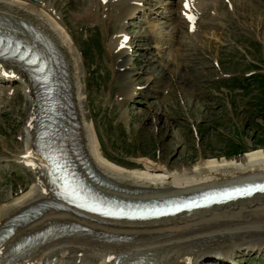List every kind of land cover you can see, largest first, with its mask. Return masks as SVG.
I'll return each instance as SVG.
<instances>
[{"label": "rangeland", "instance_id": "374dc122", "mask_svg": "<svg viewBox=\"0 0 264 264\" xmlns=\"http://www.w3.org/2000/svg\"><path fill=\"white\" fill-rule=\"evenodd\" d=\"M11 1L50 18L71 40L77 106L108 159L130 168L145 156L177 169L200 153L228 157L264 147V0H208L196 35L182 22L180 0H144L135 17L120 19L99 0H0ZM121 31L127 35L118 54L108 41ZM120 72L133 73L134 96L119 98ZM10 86L12 95L0 98V204L34 179L9 158L24 146L29 116L28 95ZM254 256L236 262L264 264V251Z\"/></svg>", "mask_w": 264, "mask_h": 264}, {"label": "bare ground", "instance_id": "6f19581e", "mask_svg": "<svg viewBox=\"0 0 264 264\" xmlns=\"http://www.w3.org/2000/svg\"><path fill=\"white\" fill-rule=\"evenodd\" d=\"M101 1L109 4L115 18L120 19L135 17L144 0H99ZM173 1L168 0L169 3ZM207 1L180 0V6L178 5L183 15L182 22L187 27L191 26L190 31L194 35L202 28L197 24V19L206 14L203 10ZM226 1L229 3L237 0ZM33 10L32 7H22L13 1L0 2V23L8 25H0V28L6 32L12 31L26 42H30L32 31H38L57 49L63 62L58 63L56 78L62 79L60 71L65 65L71 82L70 102L79 125V143L88 161V164H83L86 168H92L99 179L105 181L103 185H97L101 191L118 198L147 201L184 197L209 188L264 179V147L261 146L248 148L240 155L228 157H203L200 153L190 167L183 165L177 169L151 162L145 156L138 158L142 166L132 165L130 168L108 159L101 150L93 123L82 120L83 116L77 106L81 101L76 76L78 59L71 40L53 20L33 13ZM232 12L238 14L233 7ZM126 35L125 31H121L111 37L108 41L109 49H114L118 54L124 52ZM133 43L135 44V40ZM124 59L122 56L118 62V71L122 69ZM130 70L133 68L130 67ZM15 71L0 69L2 82L9 85L0 87V98L10 97L13 93L10 85L19 82L22 87L19 92L26 93L29 97V116L23 128L24 146L9 158L10 161L25 165L34 179L19 196L1 201L0 242L4 244H0V253L5 248H10L9 255L18 258L29 250L28 262L17 264H89L92 259H96L97 264H111L113 260L109 259L116 256L121 264L127 261L130 264H214L213 260L217 258L221 259L222 264H237L236 260L240 258L252 256L254 259V254L264 251V193L183 211L174 216L142 220L104 218L95 214H89L90 218L79 219L74 213L49 210L47 207L53 199V192L39 172L41 160L33 150L35 131L32 118L36 110V97L32 90L27 94V85L20 77L21 70ZM132 74H118L121 75L119 79L124 80L120 85L119 98L134 96L137 87L133 84L132 76H129ZM81 167L83 165L78 164V168ZM87 177L92 184H96ZM25 209H28V214L35 211L41 213L23 221H10L12 216ZM7 230L15 231L9 239L11 232ZM47 232V237L44 238L42 235ZM28 236H32V239L22 248V240Z\"/></svg>", "mask_w": 264, "mask_h": 264}, {"label": "water", "instance_id": "95a60500", "mask_svg": "<svg viewBox=\"0 0 264 264\" xmlns=\"http://www.w3.org/2000/svg\"><path fill=\"white\" fill-rule=\"evenodd\" d=\"M35 33H36L35 31H32V33H31V36L33 37L32 38V42L33 43H40L39 37L37 36V38H35V36H34ZM35 40L37 42H35ZM58 60L61 61V63L63 62V60H62V58L60 56H58ZM61 81H62V83H61L59 89H60V91H61V93L63 95L64 100H66L67 97H68V94H70L69 93V90H70V78H69V74H68V69H67V67L65 65H63V77H62ZM64 100H63V102H64ZM68 127L71 128V130L72 129H74V130L76 129V128L72 127V124L70 122H68ZM240 184H245V183L243 182V183H240ZM233 185H235V184H233ZM263 191L264 190L254 189L250 193H242V194H239V195H234L232 197L229 196V197H225V198H222L220 200L211 201V202L205 203V204H198V205H196V204L194 205L193 204L192 206H189L188 208H186V210L198 209V208H202V207L211 206V205H214V204H224V203H227L229 201H234V200L239 199V198L250 197L255 192H263ZM199 195H200L199 193H195V196H199Z\"/></svg>", "mask_w": 264, "mask_h": 264}, {"label": "snow or ice", "instance_id": "6c2138e0", "mask_svg": "<svg viewBox=\"0 0 264 264\" xmlns=\"http://www.w3.org/2000/svg\"><path fill=\"white\" fill-rule=\"evenodd\" d=\"M187 6V5H186ZM0 43H2V41H0ZM261 190H264V188H262ZM92 210H95V209H92Z\"/></svg>", "mask_w": 264, "mask_h": 264}, {"label": "trees", "instance_id": "16d2710c", "mask_svg": "<svg viewBox=\"0 0 264 264\" xmlns=\"http://www.w3.org/2000/svg\"><path fill=\"white\" fill-rule=\"evenodd\" d=\"M262 77H264V76H262Z\"/></svg>", "mask_w": 264, "mask_h": 264}]
</instances>
